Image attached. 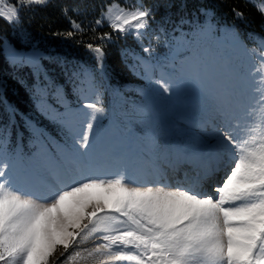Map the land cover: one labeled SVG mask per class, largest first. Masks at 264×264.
I'll use <instances>...</instances> for the list:
<instances>
[{"label":"snow or ice","instance_id":"1","mask_svg":"<svg viewBox=\"0 0 264 264\" xmlns=\"http://www.w3.org/2000/svg\"><path fill=\"white\" fill-rule=\"evenodd\" d=\"M49 2L0 0V18L19 25L22 12ZM260 11L264 13V5ZM63 15L69 18L71 30L56 35L73 38L86 32L82 22L69 16L68 8ZM236 15L243 17L240 12ZM150 18L152 10L142 4L124 7L113 0L91 31L107 24L112 32L139 40ZM112 32L94 37L100 43L86 44L101 67L103 44ZM233 38L238 39V34L233 33ZM260 43L264 48V38ZM188 47L195 63L194 47ZM253 54L258 58L253 107L240 120L224 101L217 104V114L228 129H217V143L228 155V164L212 190L215 198L203 189L202 181L220 171L219 161L206 167L195 182L176 187L135 186L123 173L111 178L93 174L73 177L50 197L34 198V193L16 184L11 165L0 158V264H50L58 247L64 249L62 256L68 253L64 264H71L73 256L84 258L82 253L104 257L103 264H264V71H260L264 51L254 49ZM153 83L160 93L172 91V81L164 76ZM83 107L91 111L76 147L87 156L97 114L104 108L99 99ZM93 237L99 241L94 247H82ZM70 248L75 251L69 253Z\"/></svg>","mask_w":264,"mask_h":264},{"label":"rangeland","instance_id":"2","mask_svg":"<svg viewBox=\"0 0 264 264\" xmlns=\"http://www.w3.org/2000/svg\"><path fill=\"white\" fill-rule=\"evenodd\" d=\"M257 5L261 7L264 1H258ZM208 15L200 24L179 26L164 36L155 32L150 35L151 41H140L141 55L132 56L133 61L130 63L141 77L138 84L110 85L103 72L98 75L88 71L75 86L79 101L75 105L63 94L50 90L49 85L53 79L42 60V52L31 47L28 50L19 48L6 38L3 47L7 61L12 65H27L32 69L37 80L34 86L36 106L57 125L59 133L57 138L27 119L22 128L0 125V158L11 165L16 184L34 193V198L52 195L56 188L48 185L34 166L38 164H34L39 160L38 156L45 151L50 154L54 165L62 164L64 152L71 153L80 160L83 175L95 174L100 178H111L123 173L129 180L136 182L135 186L163 183L176 187L192 183L202 174V170L196 168L192 160H187L191 162L189 168L173 170L167 158L162 155L167 144L173 143L186 152L194 147H203L206 151L213 150L218 156L219 164L224 169L219 171V175L214 173L202 182L203 189L212 193L224 177L228 164V155L218 147L217 129L225 132L228 129L220 124L217 106L210 104L211 107L202 111L199 103L209 102V92L217 74L222 76L220 85H228L230 58L237 81L243 85L248 77L249 80L254 79L253 72L258 58L253 50L264 51L260 43L264 37L250 31L242 33L233 23L214 24ZM233 33L238 34V39L233 38ZM189 44L196 52L195 63L191 61ZM145 48L150 51L145 52ZM146 68H150V71H146ZM260 71H264V65H261ZM161 76L172 81V91L168 94L157 91L153 83L161 79ZM244 90L240 88L238 93ZM251 96L250 103H253V91ZM97 99L103 105L104 112L97 114L94 135L86 150L87 156H82L77 150L76 141L91 111L83 105L96 102ZM250 108L243 114L239 113L236 119L243 120ZM147 142H150L148 145H151L153 153L149 151ZM135 152L145 156L144 162L137 165ZM181 163L184 165L183 161ZM205 163L206 167H213L212 160L206 158L204 167ZM148 170L150 173H144ZM73 177L79 176L68 173L67 183ZM212 194L215 198V194ZM97 242L93 237L87 243L95 245ZM92 257L93 264H103L104 257L95 254Z\"/></svg>","mask_w":264,"mask_h":264},{"label":"trees","instance_id":"3","mask_svg":"<svg viewBox=\"0 0 264 264\" xmlns=\"http://www.w3.org/2000/svg\"><path fill=\"white\" fill-rule=\"evenodd\" d=\"M258 1L264 0H118L124 7L142 4L152 10L149 27L139 40L134 35L112 32L107 24L97 27L95 32L91 31L95 19L113 0H50L47 6L22 12V23L15 27L0 18V125L22 128L27 119L57 138L59 134L57 125L36 106L34 86L37 80L32 69L7 61L3 47L6 38L19 48L28 50L31 47L42 52V60L53 79L50 90L63 94L75 105L79 102L75 86L88 71L98 75L103 72L110 85L127 86L141 82V77L130 63L132 56L141 55V42L151 41L152 33L159 32L164 36L179 26L200 24L209 14L214 24L233 23L242 33L250 31L264 37V13L257 5ZM64 8L69 9L72 19L82 22L86 29L83 35L77 34L73 38L56 35L71 30L69 18L63 15ZM237 12L243 13V17H238ZM105 32H112V36L103 44L105 58L101 67L86 44L100 43L94 37ZM92 244L85 243L82 247L91 249ZM74 251L69 249V253ZM61 253L64 249L58 248L50 264H64L68 253L65 256ZM81 256L84 258L73 256L71 264L94 263L91 260L94 257H87L85 253Z\"/></svg>","mask_w":264,"mask_h":264},{"label":"bare ground","instance_id":"4","mask_svg":"<svg viewBox=\"0 0 264 264\" xmlns=\"http://www.w3.org/2000/svg\"><path fill=\"white\" fill-rule=\"evenodd\" d=\"M229 65H230L231 70H230V78L227 81L228 85L227 86L220 85L219 82H222V78H221L222 76H220V74H217V76L214 78V81L212 82L213 84L209 92V95L211 97L209 102L199 103V108L203 111L205 108L211 107L212 105L217 106L218 101L222 100L227 104L229 109L234 114V117L236 118V116H238L239 113L240 114L245 113L246 109L249 108V106L253 107L254 102L252 101L253 103H250V101L252 98L251 93L254 88V84H253L254 79L249 80L248 79L249 77H248L245 83L242 85V82H240L239 80L237 81L236 79V74L234 72L235 70L231 66L232 65L231 58L229 61ZM240 88L245 89L243 93H238V90ZM210 104L212 105L210 106ZM214 127H216V125ZM148 143L150 142H147V145ZM148 148L150 149L151 145H148ZM149 151L152 152V149H150ZM162 155H164V157L166 158L173 157L174 162H176V160L181 161L183 159H186L189 161L192 160L196 164V168H199L200 170H202V174L206 168V163L204 167V162L206 158L212 160L213 167L216 166V163L219 160L218 156L214 154L213 150L206 151L203 147H194L192 150H190V152H186L182 147L179 148L178 144H173V143L167 144V146L165 147V150L162 151ZM134 156L136 158L137 165L144 162L143 160L145 156L141 155L140 152H135ZM38 159H39L38 161L34 160L35 161L34 164L38 163L37 165H34V166L36 167V169H39L38 173L42 175L40 177H43V179L47 182L48 185L50 184L56 189L59 187L60 184H66L68 182L67 180L68 173L71 175L74 174L76 176L77 175L82 176L84 173L82 172L81 167H80V164H81L80 160L78 158H75L69 152H64L62 156V159H63L62 164L54 165L53 160L50 159V154L47 153L46 151L43 152L41 155H39ZM169 162H171V160H169ZM49 168L51 170H48ZM222 169H223L222 166H220V170ZM144 173H150V171L148 170L147 172H144ZM215 173L219 174V171ZM197 179L198 178H195L193 182H195Z\"/></svg>","mask_w":264,"mask_h":264}]
</instances>
